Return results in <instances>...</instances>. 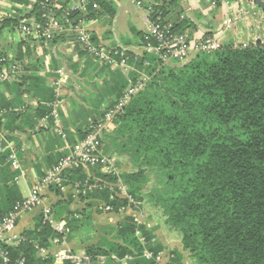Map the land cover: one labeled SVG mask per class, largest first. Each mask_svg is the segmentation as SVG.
Listing matches in <instances>:
<instances>
[{"label":"trees","instance_id":"16d2710c","mask_svg":"<svg viewBox=\"0 0 264 264\" xmlns=\"http://www.w3.org/2000/svg\"><path fill=\"white\" fill-rule=\"evenodd\" d=\"M157 2L149 18L160 16L166 23L164 17L171 1ZM42 3L43 0H35L29 13L43 23ZM96 13L89 11L85 17L73 14L72 19L90 22ZM21 19L20 15H14L3 22L0 30L17 27ZM172 29L181 33L183 24ZM55 41L56 38L52 40ZM82 51L79 58L81 61L85 58L86 68L95 72L91 79L101 76V83H94L98 96H92L94 101L88 103L89 109L78 113L86 126L84 130L77 128L79 139L75 142L66 136L63 139L66 142L69 139L71 147L85 138L89 128L96 126L119 102L126 88L136 82L135 71L145 73L148 81L101 135L105 153L123 159L130 169L123 172L118 166L119 173L114 175L103 173L99 166L81 168L64 174L65 185L86 180L90 184L98 180L115 185L120 181L139 204L137 209L147 200L162 214L159 225L180 235L182 251L193 264H264V45L224 46L162 67L154 56L141 53L134 63L135 54L128 53L135 71L124 74L113 68L109 79L103 72L112 67L93 61ZM145 61L149 62L148 66H144ZM53 63L56 67L60 62L53 59ZM78 66V63L72 66L74 74L80 71ZM31 70L22 84L11 81L16 75L0 82L12 96L5 100L4 108L21 105L23 93L38 101L35 108L23 113L11 111L4 120L1 118L0 137L5 131L6 138L9 133L21 131L23 123L34 129L35 123H28L26 113L35 120L51 119L47 104L54 100V87L46 85L45 78L36 75V69ZM86 72L87 69H82L80 77H85ZM10 153L9 149L0 151V221L22 200L14 181L19 170L12 169L7 162ZM88 169L93 173L85 172ZM53 189L60 194L57 187H50ZM114 192L104 187L77 196L88 201L82 210L51 206L53 218L65 221L69 236L95 232L91 214L87 212L90 208L102 202L112 207L111 214H117L126 205L120 197L110 199L112 193L117 194ZM104 206L101 210L95 207L97 214L104 212ZM156 228L149 231L136 226L128 217L105 228L110 237L103 234L96 243L83 247L89 264H99V257L104 258L103 264H158L155 258L143 257L145 251L156 257L165 248L154 241ZM136 230L144 236V244L135 236ZM22 235L24 242L3 245L11 264L19 260L22 264H53L52 257H43L35 249V244L49 249L55 235L49 225L43 224L42 212H38L32 228L24 230ZM181 260L182 255L172 249L169 264H181Z\"/></svg>","mask_w":264,"mask_h":264},{"label":"crops","instance_id":"0c3cea01","mask_svg":"<svg viewBox=\"0 0 264 264\" xmlns=\"http://www.w3.org/2000/svg\"><path fill=\"white\" fill-rule=\"evenodd\" d=\"M140 1L142 2L141 6H136L129 0H113L110 3H104L101 0H88L89 5L80 15L85 17L89 11H97V15L93 20L85 22L97 43L102 42L112 47H122L131 52L141 54L140 38L148 27L146 7L150 4L158 3L157 1L159 0ZM164 1L167 3L171 1L164 17L165 22L172 27L176 24H183L181 33H184L191 43L197 42L206 36H217L222 47L239 45L245 47L256 43L264 45V30L259 28L260 25L264 27V11L258 8L252 0ZM94 3L98 4L99 8L97 10L91 7V4ZM101 3L106 4V6L101 7ZM34 4V0H0V28L5 20L7 21L14 15L17 17L20 15L22 17L20 21H36V17L29 13ZM229 20H235V27L232 28L233 24L227 25ZM15 29L17 30V27L6 26L0 30V40H3L0 41V59L17 63L20 69L16 77L11 81L16 80L22 84L23 79L30 75L32 73L31 69L34 68L37 76L45 78L46 85L54 87V100L47 104L51 108L49 116L51 119L35 120L31 119L26 113L25 119L28 120V123L30 121L35 123L34 129L23 123L20 124L23 127L21 131L8 134L9 139L6 138V131L4 134L1 133L0 151L1 149H9V151L14 150L16 155L18 154L20 169L16 184L22 199H24L29 196L32 187L43 177L44 173L58 161L60 156L66 153V146L70 145V141L75 142L79 139L77 128L81 127L84 130L86 126L78 113L84 108L88 110V103L94 101L92 96L94 98L98 96L94 83L96 81L100 84L101 79H91L95 72L89 67L86 68L87 65H85L83 60L81 61L78 53L82 50L76 45L70 35L60 34L54 37L56 38L55 42H44L37 38L36 35L24 36L18 30L15 31ZM84 54L86 55L85 52ZM85 57L89 56L86 55ZM53 59L60 62L56 67ZM76 63L79 64L78 68L80 70L77 75L72 70L74 68L72 66ZM82 69H87V76L80 77ZM11 97L5 91V88L0 85V119L3 118L4 120L5 115L11 111L23 113L29 108H35L38 104L36 99L29 94L23 93L20 98L21 105L14 106L13 109L4 108L3 103H5V100H10ZM85 98H89V100L87 99L85 102ZM101 107L104 108V104H101ZM54 113L56 117L52 116ZM65 136L70 138V141L69 139L67 141L68 143L63 140ZM1 142L3 145H1ZM116 159L117 161L123 160L117 157ZM123 163L125 166L124 160ZM22 185L26 189V194L23 193ZM70 188L71 185L64 192L58 189L60 193L58 195L54 189L53 191L49 189L43 192L44 205L47 207L53 206L54 209H62L67 206L70 210H82L88 201H81L74 193L72 195L69 192ZM68 195L69 198H67ZM59 200L61 201L60 203H58ZM138 210H129L124 214L108 213L106 215L116 218V224H119L126 217L133 220L134 217H139L138 214L142 215L143 212H136ZM38 212H42L41 207L22 215L17 222L15 234L22 235L24 230L32 228ZM139 220V224L149 231L157 227L154 241L165 247L161 251V259L158 264H169L170 251L174 248L162 238L164 234L162 226L149 220L144 222L141 217ZM69 234L70 231L66 235V246L64 247L55 246L50 242V248L47 249L44 257H52L53 264H63L58 262V255H61L64 249L74 253V247H71V245L79 237L75 236V234L69 236ZM102 235L100 232L98 239ZM68 236L70 239H68ZM88 244L91 243L83 244L82 248ZM175 250L182 255L181 264H193L187 258V255L183 253L180 242L175 247ZM76 251L80 252L83 250ZM99 258L102 260L100 261ZM99 258V264H103L104 258Z\"/></svg>","mask_w":264,"mask_h":264},{"label":"built area","instance_id":"2783aa9c","mask_svg":"<svg viewBox=\"0 0 264 264\" xmlns=\"http://www.w3.org/2000/svg\"><path fill=\"white\" fill-rule=\"evenodd\" d=\"M101 1L110 3L113 0ZM129 1L136 6L142 5L140 0ZM87 5H89L88 0H43V23L37 20L20 21L18 22L17 30L24 36L36 35L37 38H40L44 42H50L55 36L60 34L70 35L76 45L85 51L93 61L112 68H119L124 74L135 71L136 68H134V64H131V57H129L128 53L135 54L133 58L134 63L138 61L137 57L140 54L122 47H112L102 42L97 43L83 20L72 19L73 14L80 15ZM91 7L94 10L99 8L97 3L91 4ZM152 7L153 5L151 4L146 7L148 12V27L144 33L143 40L140 42V48L142 53L156 57L159 60L160 67L173 62L182 63L195 54L211 53L222 48L217 36H206L197 42L191 43L184 33H176L169 24L162 21L160 16H156L154 20H150L149 16L152 13ZM231 24L234 25L235 20L227 22V25ZM6 62H8L6 59H0V82L12 79L19 70L17 63L9 62V65H5ZM148 65L149 62L145 61L144 66ZM147 81L148 76L144 73L142 79L129 85L119 102L105 113L103 119L96 126L89 128L90 132L85 138L72 147L67 145L66 153L35 183L29 196L17 202L13 210L1 219V264H11L8 252L3 249V245L16 246L26 240L24 235L15 234L16 225L20 217L40 207L42 209L43 224L49 225L55 232L51 243L55 246H66V235L68 232L66 223L64 221H56L53 218L51 208L44 205L43 192L49 190L50 187H57L62 192L66 191L67 186L65 185L64 174L81 168L99 166L106 174L118 175V161L115 156H108L105 153L101 143V135L102 132L109 129L112 119L121 113L131 98L143 89ZM52 116L56 117V114L54 113ZM7 162L10 163L12 169H20L19 160L14 150L11 151ZM14 181H18L17 177L14 178ZM102 185L104 186L102 187ZM104 187H109L113 192H117V194H114L115 192L112 193L110 199L117 196L126 201V205L119 208L120 214L137 209L139 204L127 193L126 187L120 181L112 185L104 182L101 183L98 180H94V183L90 184L86 180L84 183L76 182L71 185V189L78 197L93 190H101ZM103 209L105 213H111L112 211V207L109 205H105ZM133 222L136 226L140 225L136 217L133 218ZM135 236L144 244V236L140 231L136 230ZM35 249L43 257L47 253V249L39 247L38 244H35ZM143 257L147 260L155 258V261L159 263L161 253H158L154 257L151 252L145 251ZM99 260L101 261L102 259L99 258ZM63 261H69L70 264L90 263L89 257L85 252L72 253L66 249L62 251L61 255H58V262L61 263ZM22 262V260H19L16 261V264H22Z\"/></svg>","mask_w":264,"mask_h":264},{"label":"rangeland","instance_id":"374dc122","mask_svg":"<svg viewBox=\"0 0 264 264\" xmlns=\"http://www.w3.org/2000/svg\"><path fill=\"white\" fill-rule=\"evenodd\" d=\"M235 25L236 24L232 25V28L235 27ZM259 28L260 29L262 28V30H264L263 25L262 26L260 25ZM15 31H17V30L15 29ZM0 41H3V40H0ZM84 60H85V58H83V61ZM95 65L96 66L98 65L99 67H102V66H100L97 63ZM112 69L113 68H111L109 71L105 70L103 72V74H104V76H105L106 79H109L110 75H112L110 73V72H113ZM135 73L136 74H134L133 79L136 80V82L138 80L142 79V77L144 76V73H142V72L140 73L138 70L135 71ZM97 79H101V76L97 77ZM117 165L120 167L121 171H123V172L126 171V169L127 170L130 169L127 164H125V166H124L123 160L122 161L119 160L118 163H117ZM101 171L103 172L102 169H101ZM85 172L93 173V172H91V169H88ZM22 189H23V193L26 194V189H25L24 186H23ZM147 190H148V187H145V191H147ZM69 192L72 193V195H74L73 194L74 191L71 188H70ZM84 195H87V193H85ZM97 206L98 207L94 206L93 207L94 209H91L90 208V210L87 211L88 214H91V220L93 222V226H94V228H95L96 231L95 232L94 231L91 232V230H90L89 231L90 232L89 234H87L85 232H81L82 234L81 233H77V234H80L79 239H77L75 241V243L71 245V247H74L73 248L74 253L77 252L76 250H80V249H82L84 251V249L82 248V245L83 244H86V243H91V244L92 243H96L97 240H98V236L100 235V232L102 234L106 235L107 237H110V235L106 234L104 230H105V228H107L109 226H114L117 223V219L116 218H114L111 215H106L108 213H104L103 212L101 214H97L96 208L101 210V208L103 207V203L102 202H99ZM138 209H137L138 211H136V212H143L142 215L141 214H138L139 215V217L137 216L138 221H140L139 219L141 217V219L144 222L147 221V220H149L152 223H158V224H160L159 222L162 220V214L158 210H155V208H153V206H151V204L148 203L147 200H144L143 203H141L140 208H138ZM74 210H76V209H74ZM163 229H164V234L162 235V238L165 239L171 245V247L175 249V247H177L178 243L180 242V235L178 233H173L172 231H169L166 227L163 228Z\"/></svg>","mask_w":264,"mask_h":264},{"label":"water","instance_id":"95a60500","mask_svg":"<svg viewBox=\"0 0 264 264\" xmlns=\"http://www.w3.org/2000/svg\"><path fill=\"white\" fill-rule=\"evenodd\" d=\"M252 1L258 8L264 11V1L263 0H252Z\"/></svg>","mask_w":264,"mask_h":264}]
</instances>
